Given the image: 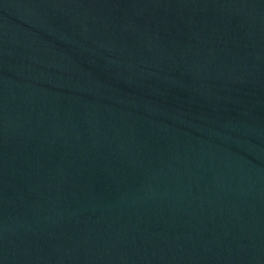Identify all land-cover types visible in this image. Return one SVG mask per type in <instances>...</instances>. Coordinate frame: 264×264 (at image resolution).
<instances>
[{
	"label": "water",
	"instance_id": "95a60500",
	"mask_svg": "<svg viewBox=\"0 0 264 264\" xmlns=\"http://www.w3.org/2000/svg\"><path fill=\"white\" fill-rule=\"evenodd\" d=\"M0 264H264V0H0Z\"/></svg>",
	"mask_w": 264,
	"mask_h": 264
}]
</instances>
